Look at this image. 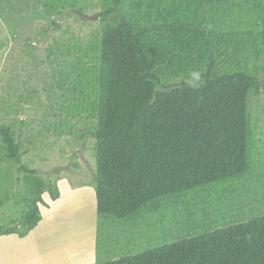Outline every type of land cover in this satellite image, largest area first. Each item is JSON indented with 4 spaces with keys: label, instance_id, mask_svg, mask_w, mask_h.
Returning a JSON list of instances; mask_svg holds the SVG:
<instances>
[{
    "label": "rangeland",
    "instance_id": "374dc122",
    "mask_svg": "<svg viewBox=\"0 0 264 264\" xmlns=\"http://www.w3.org/2000/svg\"><path fill=\"white\" fill-rule=\"evenodd\" d=\"M217 2L123 0L119 10L141 37L163 86L191 85L193 71L212 80L240 73L264 81V0ZM112 5L0 0V129L11 128L23 165L39 171L60 197L68 179L90 193L56 207L47 189L42 222L25 238L27 252L17 256L13 246L3 264H58L70 257L76 259L62 264H103L264 217V90L248 96L245 174L169 194L125 219L98 211L93 133L103 129L113 73L100 55L107 31L117 27L116 14H103ZM8 153L0 136V159ZM8 164V171L0 169L12 179L4 191L11 201L0 208L5 228L23 226L33 197L18 163Z\"/></svg>",
    "mask_w": 264,
    "mask_h": 264
},
{
    "label": "trees",
    "instance_id": "16d2710c",
    "mask_svg": "<svg viewBox=\"0 0 264 264\" xmlns=\"http://www.w3.org/2000/svg\"><path fill=\"white\" fill-rule=\"evenodd\" d=\"M122 3L113 0L103 13L116 14L117 27L107 31L100 54L104 63L112 64L113 73L105 81L103 129L93 133L97 208L118 219L169 194L245 174L248 96L264 90V81L240 73L217 80L208 73L195 88L186 83L163 86L141 37L119 10ZM0 136L9 151L6 159L18 163L20 175L24 172L33 188L23 226L0 227V237H25L43 219L40 204H46L47 189L52 201L60 194L39 178V171L23 165L24 154L11 128H1ZM6 200L11 196L0 201V208ZM103 264H264V217Z\"/></svg>",
    "mask_w": 264,
    "mask_h": 264
},
{
    "label": "crops",
    "instance_id": "0c3cea01",
    "mask_svg": "<svg viewBox=\"0 0 264 264\" xmlns=\"http://www.w3.org/2000/svg\"><path fill=\"white\" fill-rule=\"evenodd\" d=\"M0 162H1L0 169H1L2 173L6 172L10 169V166L8 163H11V161L7 160L6 157L1 158ZM14 178H16L15 181L18 182V180H19L18 175L15 176ZM0 179H1L0 192L3 191L2 194H6L5 196H9V193L7 195V191H6V193L4 191H5V188H7V189L9 188V183H10V181H12L11 176L9 179L8 176H4L2 174V175H0ZM68 182H69V186L63 188L64 191H67V192L63 193L61 191L62 196L57 201H54L56 203V207H58V206H62V207L71 206L72 201H70V200H72L74 198V195H82V196L83 195H90L89 191L87 193H85V191L83 190V187H80V188L74 187L77 185H74L69 179H68ZM81 202L83 203V200ZM50 223H51V219H50ZM34 231H35V229L33 231H31L30 233H32ZM16 235L17 234L5 235V236L0 237V264H3L2 263L3 258H5V260L8 262L9 252L11 251V249H13V246L18 249V255L17 256H19L21 254L20 250L23 251L22 253L27 252V244H26L27 241L25 239L27 236H25V237L19 236V238H15ZM69 259L74 260L76 258L70 257V258H68V260H60V261H56V263L62 264L64 262L70 261Z\"/></svg>",
    "mask_w": 264,
    "mask_h": 264
},
{
    "label": "clouds",
    "instance_id": "9594fccd",
    "mask_svg": "<svg viewBox=\"0 0 264 264\" xmlns=\"http://www.w3.org/2000/svg\"><path fill=\"white\" fill-rule=\"evenodd\" d=\"M190 78L191 81H193L192 83V87H199L200 84L202 83V73L200 71H193L190 74Z\"/></svg>",
    "mask_w": 264,
    "mask_h": 264
},
{
    "label": "water",
    "instance_id": "95a60500",
    "mask_svg": "<svg viewBox=\"0 0 264 264\" xmlns=\"http://www.w3.org/2000/svg\"><path fill=\"white\" fill-rule=\"evenodd\" d=\"M84 17H86L87 19H89V20H93V21H95V20H97V16H84ZM18 225H16V224H13V225H10V226H8L7 228H5V229H9V228H16Z\"/></svg>",
    "mask_w": 264,
    "mask_h": 264
}]
</instances>
